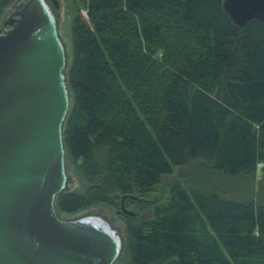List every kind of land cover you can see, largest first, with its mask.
<instances>
[{"label": "trees", "instance_id": "trees-1", "mask_svg": "<svg viewBox=\"0 0 264 264\" xmlns=\"http://www.w3.org/2000/svg\"><path fill=\"white\" fill-rule=\"evenodd\" d=\"M78 2L63 140L90 185L56 211L131 202L195 158L226 174L264 161V21L238 25L223 0ZM124 214L128 264H264V203L176 181Z\"/></svg>", "mask_w": 264, "mask_h": 264}, {"label": "water", "instance_id": "water-1", "mask_svg": "<svg viewBox=\"0 0 264 264\" xmlns=\"http://www.w3.org/2000/svg\"><path fill=\"white\" fill-rule=\"evenodd\" d=\"M223 8L240 26L264 21V0ZM9 23L0 33V264H114L123 240L108 220L64 219L55 208L71 104L55 13L47 0H22Z\"/></svg>", "mask_w": 264, "mask_h": 264}, {"label": "rangeland", "instance_id": "rangeland-1", "mask_svg": "<svg viewBox=\"0 0 264 264\" xmlns=\"http://www.w3.org/2000/svg\"><path fill=\"white\" fill-rule=\"evenodd\" d=\"M19 1L20 0H16L4 11L0 19V33L11 26L9 19L16 11V8H18L17 4ZM55 1L56 4L54 0H47L55 13L59 36L65 47V72L68 79V69L72 59V21L73 15L78 10V6L80 7V3L78 0ZM84 13L86 12L84 11ZM65 167L67 181L64 190L84 192L90 185V182L81 177V172L77 167V161L69 158L67 155V158H65ZM176 181H181L188 189L200 188L204 190H213L227 197L241 200L250 199L258 204L264 203V161H260L250 170L242 171L237 174H226L214 170L204 158H195L186 163L174 165L173 171L164 174L161 182L155 186L152 192L144 197L135 196L136 198H134L133 201L130 202L126 200L123 203L127 209L133 210L140 216L148 214L154 206L168 200L171 186ZM122 204L120 202L118 206H114L110 203L97 202L71 212L57 209V213L64 219H75L87 215H99L108 220L119 232L123 240L121 252L114 264H128V258L124 248L127 225L124 218L125 214L122 210Z\"/></svg>", "mask_w": 264, "mask_h": 264}, {"label": "flooded vegetation", "instance_id": "flooded-vegetation-1", "mask_svg": "<svg viewBox=\"0 0 264 264\" xmlns=\"http://www.w3.org/2000/svg\"><path fill=\"white\" fill-rule=\"evenodd\" d=\"M22 0H20L19 2H21ZM19 2H18V4H19ZM18 4H17V7H18ZM17 9V8H16ZM15 15V14H14Z\"/></svg>", "mask_w": 264, "mask_h": 264}]
</instances>
